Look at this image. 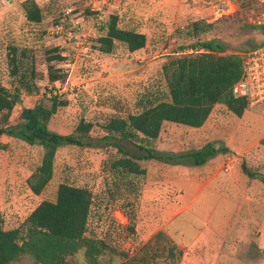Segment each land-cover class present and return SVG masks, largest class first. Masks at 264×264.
Segmentation results:
<instances>
[{
  "label": "rangeland",
  "instance_id": "rangeland-1",
  "mask_svg": "<svg viewBox=\"0 0 264 264\" xmlns=\"http://www.w3.org/2000/svg\"><path fill=\"white\" fill-rule=\"evenodd\" d=\"M24 1L0 0V86L12 90L16 84L10 74L15 46L19 61L29 70L28 79L41 89L40 93L21 94L8 121L15 126L21 121L22 109L34 106L51 90L68 104L52 118L50 129L70 133L85 118L97 124L93 134L100 135L99 124L114 115L137 112L145 93L164 90L163 64L170 56L192 52L190 46L197 40L221 41L243 57L264 42V28L245 21L247 10L258 0H99L96 10L89 0H36L45 14L41 23L27 19ZM69 9L74 11L68 14ZM65 14L67 21L63 22ZM112 14L119 16L120 27L144 32L146 46L129 52L118 44L112 53L99 51L96 39ZM82 17L81 31L74 33L77 37L70 36V18ZM196 20L214 27L194 38L188 35V26ZM60 23L63 28L57 34L54 27ZM55 47L58 51L54 52ZM22 49L27 57L21 55ZM58 53L71 57L72 66L48 60ZM51 65L54 70H66L65 80L56 81L55 89L49 81ZM209 142L224 149L204 165L190 159L186 165L140 161L147 174L132 181L139 195L107 169L109 160L121 156L115 147L64 145L57 152L53 179L41 194H35L28 177L41 159L42 148L2 135L0 220L5 229L19 227L43 200H55L60 183L69 182L93 192L87 234L105 240L112 249L102 257V264H131V256L149 254L152 246L159 263L169 264L166 236L186 251L178 264L183 260L213 264L214 258L218 264L236 260L237 264H264V182L250 178L242 167L244 163L264 174V102L249 107L242 117L216 104L199 128L166 122L154 144L160 151L176 154ZM221 214L235 217L227 225L229 217ZM159 231L163 234L154 242ZM146 244L151 246L142 249ZM69 261L86 264L83 252ZM11 264L35 263L26 255Z\"/></svg>",
  "mask_w": 264,
  "mask_h": 264
},
{
  "label": "trees",
  "instance_id": "trees-1",
  "mask_svg": "<svg viewBox=\"0 0 264 264\" xmlns=\"http://www.w3.org/2000/svg\"><path fill=\"white\" fill-rule=\"evenodd\" d=\"M23 6L30 22L43 21L45 14L36 0H25ZM213 27V23L196 20L188 26V35L197 38ZM102 31L96 39V48L103 53H112L118 44L124 45L129 52H136L147 44L144 32L120 27L116 14L110 15L102 25ZM263 44H256L255 48ZM190 47L192 52L170 56L163 64L164 90L145 93L138 103L137 112L109 117L99 124L102 134L94 135L97 124L85 118L80 119L70 133L50 129L52 118L68 104L66 99L51 90L49 95L44 93L34 106L22 109L18 126L8 123L23 92L34 94L41 91L35 80L28 79L29 70L24 62L19 61L18 48L13 46L10 74L16 84L12 90L6 87L0 89V114L4 116L0 118V136L16 137L42 148L41 159L28 177L30 189L35 194L45 190L54 177L57 152L64 145L115 147L121 156L109 160L107 169L118 180L125 179L137 195L140 192L132 181L147 174V168L140 161L154 159L186 165L190 159L200 166L223 150L224 147L217 148L209 142L200 149L175 154L160 151L154 144L166 122L199 128L205 124L216 104L226 105L238 117H242L249 108L247 99L235 96L232 91L233 85L243 75L242 53L229 51L223 42L216 40H197ZM52 51H58V47ZM21 55L27 57L26 49H22ZM48 60L62 63L66 58L58 53L48 56ZM55 69L53 65L49 67V81L53 89L56 81L66 78L65 68ZM31 77H36L34 67ZM242 167L250 178H259L264 182L263 173L251 170L244 163ZM93 201V192L88 187L62 182L55 200H43L19 227L5 229L0 220V264H11L26 255L35 264H70L69 258H74L79 252H83L86 264H102V257L112 249L105 240L87 234ZM133 220L131 218V222ZM130 229L134 230V226L131 225ZM162 234L163 231L156 233L153 241L157 242L155 238ZM164 239L169 264H178L183 255L182 249L169 237ZM150 246L146 244L142 249ZM149 252L136 253L131 256L130 263L161 264L155 258L154 246Z\"/></svg>",
  "mask_w": 264,
  "mask_h": 264
},
{
  "label": "built area",
  "instance_id": "built-area-1",
  "mask_svg": "<svg viewBox=\"0 0 264 264\" xmlns=\"http://www.w3.org/2000/svg\"><path fill=\"white\" fill-rule=\"evenodd\" d=\"M91 9L96 10V3L99 0H89ZM72 9L67 10V13H71ZM66 13V14H67ZM65 14L63 22L67 21V15ZM72 29L68 32L70 36H76L74 33L81 31L82 21L84 18L72 19ZM245 21L254 27L264 28V0H258L253 9H248L245 17ZM63 28V23H60L54 27V32L58 34L60 29ZM64 65L71 67L72 58H67L64 61ZM243 75L233 85L232 91L237 97L246 98L249 107H254L264 102V44L252 49L244 57L243 63Z\"/></svg>",
  "mask_w": 264,
  "mask_h": 264
},
{
  "label": "crops",
  "instance_id": "crops-1",
  "mask_svg": "<svg viewBox=\"0 0 264 264\" xmlns=\"http://www.w3.org/2000/svg\"><path fill=\"white\" fill-rule=\"evenodd\" d=\"M233 214H234V213H233ZM233 214H221V215H227V216L229 217L230 221H229L228 224L226 223L227 225H230L231 222H232V220H233V218L235 217ZM220 223H221V225H224V222H220ZM228 227H230V226H228ZM181 249H182V251L184 250V251H183V255L186 254V253H185V252H186L185 249H183V248H181ZM201 250H204V248L202 247ZM215 257H216V256H215ZM217 257H218V255H217ZM217 259H218V258H214V259H213V264H218V263H217V262H218ZM224 260H225V259H224ZM234 260H236V258H235ZM229 261H232V258H229ZM181 264H188V263H187L186 261L183 260V261L181 262ZM190 264H191V263H190ZM228 264H232V262H231V263L229 262ZM234 264H237V260L234 261Z\"/></svg>",
  "mask_w": 264,
  "mask_h": 264
},
{
  "label": "water",
  "instance_id": "water-1",
  "mask_svg": "<svg viewBox=\"0 0 264 264\" xmlns=\"http://www.w3.org/2000/svg\"><path fill=\"white\" fill-rule=\"evenodd\" d=\"M2 87L0 86V89H1Z\"/></svg>",
  "mask_w": 264,
  "mask_h": 264
}]
</instances>
